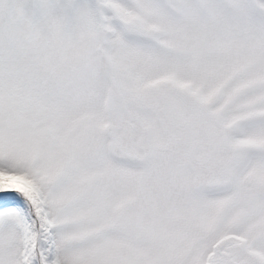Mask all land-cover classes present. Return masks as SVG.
<instances>
[{
    "label": "snow or ice",
    "instance_id": "6c2138e0",
    "mask_svg": "<svg viewBox=\"0 0 264 264\" xmlns=\"http://www.w3.org/2000/svg\"><path fill=\"white\" fill-rule=\"evenodd\" d=\"M0 264H264V0H0Z\"/></svg>",
    "mask_w": 264,
    "mask_h": 264
}]
</instances>
